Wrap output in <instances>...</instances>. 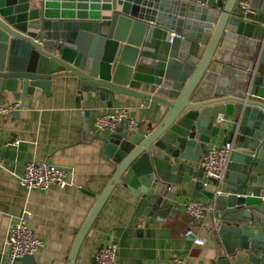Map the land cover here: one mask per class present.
<instances>
[{
  "label": "water",
  "instance_id": "95a60500",
  "mask_svg": "<svg viewBox=\"0 0 264 264\" xmlns=\"http://www.w3.org/2000/svg\"><path fill=\"white\" fill-rule=\"evenodd\" d=\"M183 1L0 0V97L15 98L22 108L28 97L51 94L63 78L72 82L79 106L100 101L113 109L130 97L152 112L138 128L97 133L116 170L79 230L68 264L76 263L119 184L147 200L142 218L150 223L174 215L186 189L202 193L215 210L211 222L206 216L195 224L210 231L220 253L264 261V29L254 37L264 22L242 20L237 0H219L206 22L182 32L171 25L179 23ZM186 1L196 6L199 0ZM250 1L264 20V8L258 9L264 0ZM156 27L182 36L164 60L143 53ZM232 43L250 46L235 55ZM222 133L224 143H234L231 161L224 179L205 184L196 164ZM19 261L42 264L34 255Z\"/></svg>",
  "mask_w": 264,
  "mask_h": 264
},
{
  "label": "crops",
  "instance_id": "0c3cea01",
  "mask_svg": "<svg viewBox=\"0 0 264 264\" xmlns=\"http://www.w3.org/2000/svg\"><path fill=\"white\" fill-rule=\"evenodd\" d=\"M186 2L181 5L182 16L176 19L179 23L171 25L182 32L206 22L207 11L216 7L219 0H199L196 6ZM263 8L260 3L258 9ZM255 11L256 18L264 22L262 14ZM258 27L255 38H259L264 29ZM171 32L169 27H156L151 41L144 43L143 53L158 60L166 59ZM239 44L231 45L235 55L238 51L245 53L250 46L246 43L239 47ZM76 97L72 82L59 78L51 94L28 97L26 105L17 113L0 115V156L3 159L0 166V264H5L6 260L8 230L25 210L34 213L31 227L44 241L34 255L37 262L68 264L79 230L116 170V163L102 155V142L93 126L96 117L110 108L100 101L79 106ZM16 102L19 101L11 96L0 97V106ZM119 106L129 107L137 120L135 127L124 123L122 126L127 129L138 128L152 117V112L137 99L122 97L114 108ZM108 134L101 132V135ZM223 136L224 133L215 137L212 144H223ZM31 161H47L64 168L70 185L29 191L20 184L19 177ZM192 198L212 203L202 193L186 189L177 199L174 215L150 223L142 218L147 200L129 187L117 185L85 237L75 264H95V253L107 242L118 245V264H171L173 257L182 255L187 258L186 264H264V261H255L256 257L250 260L245 252L222 255L210 231L196 225V219L185 211L186 201ZM211 215H208L210 222ZM189 230L193 234L187 235ZM199 237L205 238L204 244L196 243Z\"/></svg>",
  "mask_w": 264,
  "mask_h": 264
},
{
  "label": "built area",
  "instance_id": "2783aa9c",
  "mask_svg": "<svg viewBox=\"0 0 264 264\" xmlns=\"http://www.w3.org/2000/svg\"><path fill=\"white\" fill-rule=\"evenodd\" d=\"M242 12L241 19L247 22H259L256 18V11L252 7L250 0H237ZM175 37H182L176 30H172L169 41L172 42ZM20 108V102L0 106V115L12 114ZM218 121H223L219 117ZM126 123L129 127L137 125L136 118L127 106H119L100 113L95 121L94 128L101 133L107 131L114 133ZM234 150L233 142L223 144H210L207 151L199 160V167L204 173L205 184L211 179L222 180L231 161V154ZM3 165V159L0 156V166ZM20 184L31 190L47 191L53 187L66 188L70 185L68 172L53 163L42 161L28 162L24 173L19 177ZM264 208V195L261 197ZM185 211L193 218H203L215 210V204H207L201 199H188L185 203ZM34 213L25 210L18 216L15 222L8 230L6 238L5 264H16L20 258L26 255H35L44 245V241L36 235L31 227V220ZM193 234L192 230L187 231V235ZM197 244H204L205 238L196 239ZM95 264H118V245L114 242L103 244L94 255ZM186 256H175L171 264H186Z\"/></svg>",
  "mask_w": 264,
  "mask_h": 264
}]
</instances>
